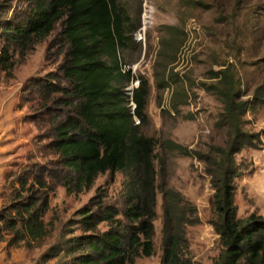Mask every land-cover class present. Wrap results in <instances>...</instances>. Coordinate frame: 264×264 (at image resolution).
<instances>
[{"label": "rangeland", "instance_id": "obj_1", "mask_svg": "<svg viewBox=\"0 0 264 264\" xmlns=\"http://www.w3.org/2000/svg\"><path fill=\"white\" fill-rule=\"evenodd\" d=\"M30 1L0 0V18L28 9ZM151 1L154 24L148 28L146 39L140 41L135 33L140 27L144 0H119L128 10L127 31L133 37L119 49L120 69L129 66L125 73L130 78L117 75L111 88L113 94L128 97L133 74L135 80L145 78L149 82L144 121L133 114L130 97L123 103L133 115L137 133L155 139L154 250L134 264H162V189L167 188L181 192L196 207L200 218L186 227L191 264H214L222 245L212 224L216 214L211 176L203 160L172 148L171 142L209 154L212 146L227 147L234 139V128L223 119L225 104L214 88L220 80L216 74L226 70L239 101L247 103L241 127L259 139L257 148L245 147L235 155L240 169L234 198L238 217H264V0ZM61 27L57 24L50 35L29 43L25 49L10 44L13 67L0 62V210L23 197L16 198L15 192L21 187L19 177L26 172L32 177L30 170L38 173L48 167L55 175L50 178L55 186L50 193L51 210L44 217L50 222L49 235L40 245L31 241L30 248L24 244L8 247L10 232L4 230L0 244L6 242L7 252L0 264H56L58 258L45 255L54 245L84 233L71 222L79 217L80 209L95 197H102V193L106 203L119 209L131 205V200L136 202L137 193L142 194L136 167L101 174L92 186L81 191H69L62 184L65 170L57 163L58 154L48 148L51 118L56 113L64 116L60 111H75L73 106L57 102L68 94L69 82L51 75L60 73L64 60L66 45L60 36ZM5 45L7 41L0 37V49ZM103 58L113 66L111 59ZM46 79L60 84L49 97L40 89ZM258 91L262 100L257 101ZM119 218L125 220L123 215ZM100 229L107 230V223H102ZM20 255L25 259L16 260Z\"/></svg>", "mask_w": 264, "mask_h": 264}, {"label": "trees", "instance_id": "obj_2", "mask_svg": "<svg viewBox=\"0 0 264 264\" xmlns=\"http://www.w3.org/2000/svg\"><path fill=\"white\" fill-rule=\"evenodd\" d=\"M129 21L128 10L119 0H31L28 9L15 11L10 18L6 15L0 18V37L7 41L0 62L10 67L14 66L10 44L25 49L29 43L50 35L57 24L62 26L60 36L66 49L59 67L61 74L51 75L69 82L68 94L57 102L73 106L75 111H60L64 116L56 113L51 118L52 140L48 148L58 154L57 163L65 170L63 186L69 191H81L109 171L124 172L136 167L139 173L142 194L137 193L136 202L131 200V205L119 209L106 203L102 193V197H95L78 211L79 217L71 222L84 233L51 248L45 257L58 258L56 264H134L137 258L153 254L157 196L155 139L137 133L133 115L123 105L129 96L111 92L117 75L130 78L129 73H122L119 62L120 47L133 39L127 31ZM138 26L139 22L135 29ZM104 56L112 60L113 66L107 65ZM228 76L226 70L216 74L215 78L220 80L214 88L225 104L223 119L234 128V139L227 147L212 146L209 154L190 151L175 142H171V147L185 155L193 154L207 165L215 190L216 219L212 224L222 245L214 264H264V217L252 214L239 218L234 199L235 179L240 176L235 155L245 147L257 148L259 139L241 127L247 103L239 101ZM58 86L46 79L40 89L49 97ZM148 95L149 82L141 78L134 90L136 107L132 111L141 122L146 117ZM255 98L262 100L260 91ZM26 173L19 177L21 187L15 192L16 198L22 194L23 197L0 210V234L4 230L10 232L8 247L24 244L30 248L31 241L40 245L50 233V222L44 217L51 210L50 193L55 186L50 178L55 175L48 167L38 173L30 170L32 177ZM162 192V264H191L186 227L200 221L196 207L177 190L167 188ZM102 223H107V230L100 229Z\"/></svg>", "mask_w": 264, "mask_h": 264}, {"label": "built area", "instance_id": "obj_3", "mask_svg": "<svg viewBox=\"0 0 264 264\" xmlns=\"http://www.w3.org/2000/svg\"><path fill=\"white\" fill-rule=\"evenodd\" d=\"M154 6L152 5V1L151 0H144V9H143V13L141 16V22H140V27L138 28V30L135 33L136 39L137 40H145L146 39V33L148 28H150L153 24H154ZM2 55V49H0V57ZM130 69L129 66L124 65V67L122 68V71L128 72ZM133 73H135V71L133 70ZM140 80L134 78V74L132 75V85L127 87V94L130 97V105H131V109L132 111H134L136 105L135 102L133 101V94H134V90L136 88L139 87L140 85ZM135 83V85H134Z\"/></svg>", "mask_w": 264, "mask_h": 264}, {"label": "crops", "instance_id": "obj_4", "mask_svg": "<svg viewBox=\"0 0 264 264\" xmlns=\"http://www.w3.org/2000/svg\"><path fill=\"white\" fill-rule=\"evenodd\" d=\"M249 186H250V184H249ZM252 188H251V186H250V190H251ZM252 191V190H251ZM0 246H2L1 248H0V260H3V258L6 256V252H7V245H6V242H1V244H0ZM22 258H24L25 259V256H23L22 257V255H20L19 257H16V260H20V259H22Z\"/></svg>", "mask_w": 264, "mask_h": 264}]
</instances>
